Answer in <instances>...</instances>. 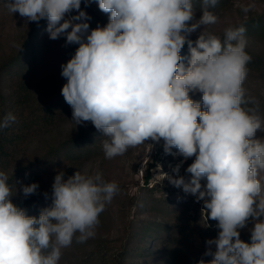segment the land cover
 Masks as SVG:
<instances>
[{"label":"clouds","instance_id":"1","mask_svg":"<svg viewBox=\"0 0 264 264\" xmlns=\"http://www.w3.org/2000/svg\"><path fill=\"white\" fill-rule=\"evenodd\" d=\"M89 6L92 0H83ZM108 22L90 30L82 0H7L12 14L27 22L47 20L52 40L79 45L61 76L65 102L75 125L91 122L106 139L107 159L129 148L161 144L183 160L163 173L169 183L203 202L206 221L217 222L215 238L206 240L198 264H264V120L243 87L252 57L246 52V28L230 26L223 39L205 26L218 17L209 9L218 0H202L196 19L193 0H96ZM254 5L242 7L247 13ZM75 13V14H73ZM202 27L198 38L188 36ZM187 44V63L181 51ZM19 51L22 46H18ZM191 94H202L200 101ZM9 112L0 130L15 121ZM193 158L179 175L184 161ZM203 182V183H202ZM39 184L9 183L0 170V264H58L62 249L75 238L95 236L99 216L119 192L115 181L99 172L60 170L52 184L53 202L38 216L13 202L28 198ZM47 197V193H45ZM249 225L251 227L249 228ZM248 228L250 243L241 230Z\"/></svg>","mask_w":264,"mask_h":264},{"label":"rangeland","instance_id":"2","mask_svg":"<svg viewBox=\"0 0 264 264\" xmlns=\"http://www.w3.org/2000/svg\"><path fill=\"white\" fill-rule=\"evenodd\" d=\"M249 4L254 7L247 13L243 12L242 7ZM6 5L7 3L0 7V66L19 50L18 46H21L32 26L37 24L26 23L18 13L9 12ZM81 8L91 17L88 21L90 30L107 24L108 14L99 10L96 0H92L89 6H85L82 0ZM195 10V17L199 19L201 9ZM262 12H264V0H231L226 8L213 12L218 20L215 24L205 26L204 31L223 35L227 27H235L238 23ZM202 30V27L197 29L188 38L196 40ZM245 39L246 47L255 52L260 50L264 55V40L253 37H245ZM74 54L75 52L65 46L64 37L50 39L48 50L39 54L40 60L35 65L36 69H32L35 77L39 79L40 95L62 89L66 79L61 76V65L66 64ZM183 62L187 63V61ZM247 67L248 75L243 87L246 89V97L253 103L246 107L254 108L260 95H264V69L252 65ZM190 95L195 101H200L202 98V94L199 93L194 95L190 93ZM258 114L264 120V113L258 112ZM93 127L91 122L75 125L71 115L65 125L57 131L56 136L62 140L67 136L86 133ZM257 137L264 138V132L258 131ZM148 143L153 142L147 141L129 148L125 154L112 159H107L105 154L98 156L83 167L73 169L74 173L80 171L89 175L99 172L106 181H115L120 190L99 216L100 222L95 229V236L83 243H77L74 238L70 247L61 250L62 256L58 264H118V257L127 243L126 230L131 220L165 221L158 209L159 203L179 206L180 215L176 220L177 223L172 226V232L159 240L166 247L168 243H174L172 251L169 248L167 251H161L157 247L158 244L154 243L152 244L154 253L139 257L132 256L127 259L128 264H198L201 258L207 262L209 256L203 255L206 251V240L218 235L217 222L212 224L209 220L206 221V215L202 212V201L196 202L194 196L184 193L182 188L173 186L167 178H164L163 173L174 175L172 169L183 160L177 150L173 149L172 154H166L161 144H154L151 149ZM192 162L193 158L184 161L179 175L189 178L190 174L185 170ZM260 179L264 184V173L260 174ZM164 231L163 229L162 233ZM246 236H250L248 228L241 230L240 238ZM175 248H177L176 253L173 252Z\"/></svg>","mask_w":264,"mask_h":264},{"label":"trees","instance_id":"3","mask_svg":"<svg viewBox=\"0 0 264 264\" xmlns=\"http://www.w3.org/2000/svg\"><path fill=\"white\" fill-rule=\"evenodd\" d=\"M230 2L231 0H218L215 8L209 10L221 11ZM5 3L7 0H0V7ZM193 4L195 9H201L202 0H193ZM239 26L246 28L245 37L264 40V12L238 23L235 27ZM46 28V20L33 25L21 44V50L0 66V118L9 112L16 118L8 128L0 130V170L7 173L14 191L15 184L17 187L34 182L39 184L36 194L26 199L21 195L13 197V202L26 209L31 216H38L41 209L52 205V184L57 172L63 170L67 178L73 175L76 167H83L98 156H103L102 144L106 139L103 132L95 127L78 136H67L62 140L57 138L56 133L72 115V108L65 102L61 89L40 95L39 79L32 72L40 60L39 54L50 46ZM217 36L223 39V35ZM64 43L72 52L79 46L66 44L65 37ZM245 50L252 57L248 65L264 69V55L261 51L255 52L248 47ZM181 55L187 61V44ZM257 105L258 112L264 113V95H260L254 107ZM159 204L158 209L165 219L164 222L144 219H133L129 222L126 230L127 243L118 257V264H128L127 259L132 256L154 253V243L158 244L161 251H167L168 248L172 251L174 243H168L166 247L159 240L172 232V226L177 223L180 215L179 206ZM209 221L216 224V221ZM241 239L250 243V236ZM211 259L209 256L207 261Z\"/></svg>","mask_w":264,"mask_h":264}]
</instances>
